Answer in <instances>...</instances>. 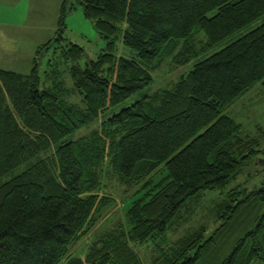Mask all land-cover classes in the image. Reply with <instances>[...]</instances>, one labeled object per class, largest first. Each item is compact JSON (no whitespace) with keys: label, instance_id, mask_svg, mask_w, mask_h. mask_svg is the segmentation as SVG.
Listing matches in <instances>:
<instances>
[{"label":"trees","instance_id":"trees-1","mask_svg":"<svg viewBox=\"0 0 264 264\" xmlns=\"http://www.w3.org/2000/svg\"><path fill=\"white\" fill-rule=\"evenodd\" d=\"M80 1L105 47L94 61L77 45L62 50L72 63L69 90L61 82L44 87L36 57L64 41L65 3L30 73L0 70V264H143L133 246L149 243V264H264L258 188L228 190L208 238L201 228L172 246L155 243L194 197L224 190L264 154L226 115L257 84L264 87V23L117 112L166 62L181 67L198 58L197 32L204 53L263 17L264 0ZM105 111L113 115L103 118ZM162 169L165 177L154 183ZM107 178L140 197L125 223L80 257L72 251L113 203Z\"/></svg>","mask_w":264,"mask_h":264},{"label":"rangeland","instance_id":"rangeland-1","mask_svg":"<svg viewBox=\"0 0 264 264\" xmlns=\"http://www.w3.org/2000/svg\"><path fill=\"white\" fill-rule=\"evenodd\" d=\"M64 3L67 8L62 28L64 41L60 44L52 41L51 46L41 51L36 57L38 58V74L42 85L50 87L54 83L61 82L69 90L68 88L72 86L70 79L72 63L63 59L62 50L68 47L69 43L77 45L84 49L86 59L94 61L105 47L104 41L94 30L92 22L84 17L82 6L78 0H0V70L21 75L30 73L36 48L55 37V32L58 30V19ZM263 23L264 16L204 53L202 49L205 45V37L203 33L197 32L194 35L193 44L197 52L200 53L199 57L181 67L166 62L160 70L152 73L151 85L131 95L118 107L117 112L145 96L167 88L182 75L188 74L203 55L210 56L216 53ZM120 52L125 55L131 53L124 48H120ZM69 98L75 102L80 99L76 94ZM112 115V111H105L102 116L107 118ZM226 115L241 125L243 135L257 138L261 145L260 150L264 153V87L257 84L246 96L229 107ZM84 131L82 130L78 134L80 135ZM260 160L264 161V154L243 168L242 172L224 190L199 193L182 210L177 221L168 230L164 240H157L155 243L162 248L172 246L178 240L201 228L205 229V238H208L216 227V211L228 190L237 186L249 191L264 188V166L257 162ZM20 171L22 168L16 173ZM165 175L166 171L160 170L153 178V182H159ZM105 182V193L111 197L113 203L89 235L72 251L73 254L80 257L103 232L112 230L118 223H125V210L131 206L135 199L140 197V195L134 196L132 189L125 192L124 188H119L112 178H107ZM125 227L124 224L123 228ZM154 245L149 243L144 246H133L143 264L150 263Z\"/></svg>","mask_w":264,"mask_h":264},{"label":"water","instance_id":"water-1","mask_svg":"<svg viewBox=\"0 0 264 264\" xmlns=\"http://www.w3.org/2000/svg\"><path fill=\"white\" fill-rule=\"evenodd\" d=\"M78 2H79V4H82V1L78 0ZM257 162H258L260 165L264 166V161H263V160H260V161H257ZM260 191L264 193V188H262Z\"/></svg>","mask_w":264,"mask_h":264},{"label":"crops","instance_id":"crops-1","mask_svg":"<svg viewBox=\"0 0 264 264\" xmlns=\"http://www.w3.org/2000/svg\"><path fill=\"white\" fill-rule=\"evenodd\" d=\"M42 45H43V44H42ZM40 46H41V45H40ZM40 46H38V47H40ZM38 47H37V48H38ZM37 48H36V49H37Z\"/></svg>","mask_w":264,"mask_h":264}]
</instances>
